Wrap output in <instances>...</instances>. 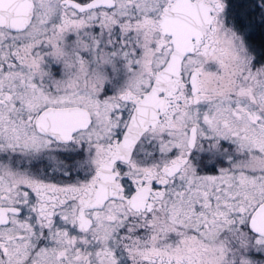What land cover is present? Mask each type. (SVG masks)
<instances>
[{
  "label": "snow or ice",
  "instance_id": "1",
  "mask_svg": "<svg viewBox=\"0 0 264 264\" xmlns=\"http://www.w3.org/2000/svg\"><path fill=\"white\" fill-rule=\"evenodd\" d=\"M0 264H264V0H0Z\"/></svg>",
  "mask_w": 264,
  "mask_h": 264
}]
</instances>
